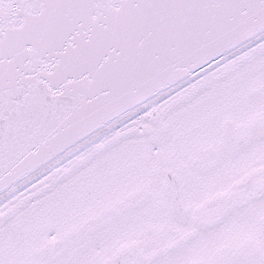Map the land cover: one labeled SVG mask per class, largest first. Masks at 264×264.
<instances>
[{"label": "snow or ice", "instance_id": "snow-or-ice-1", "mask_svg": "<svg viewBox=\"0 0 264 264\" xmlns=\"http://www.w3.org/2000/svg\"><path fill=\"white\" fill-rule=\"evenodd\" d=\"M0 264H264V0H0Z\"/></svg>", "mask_w": 264, "mask_h": 264}]
</instances>
